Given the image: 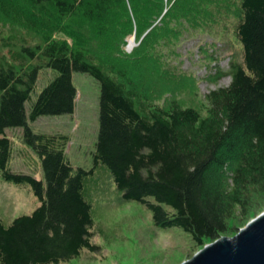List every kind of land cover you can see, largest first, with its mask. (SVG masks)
<instances>
[{
  "label": "trees",
  "instance_id": "obj_1",
  "mask_svg": "<svg viewBox=\"0 0 264 264\" xmlns=\"http://www.w3.org/2000/svg\"><path fill=\"white\" fill-rule=\"evenodd\" d=\"M216 28L232 29L242 47L241 61L217 71L229 86L209 92L202 108L177 98L161 105L181 85L182 40ZM132 36L138 45L128 53ZM0 44L9 50L0 60V180L30 188L40 202L11 224L0 219V264H65L97 253L92 189L103 173L123 203L151 213L157 230L180 232L193 256L264 212V0H0ZM45 69L55 77L28 115ZM74 73L101 88L90 171L68 160V136L31 126L74 114ZM18 128L44 181L8 168L6 130Z\"/></svg>",
  "mask_w": 264,
  "mask_h": 264
},
{
  "label": "rangeland",
  "instance_id": "obj_2",
  "mask_svg": "<svg viewBox=\"0 0 264 264\" xmlns=\"http://www.w3.org/2000/svg\"><path fill=\"white\" fill-rule=\"evenodd\" d=\"M131 38L133 36L128 42ZM135 45H138L136 38ZM241 51L232 29L225 33L216 28L213 33L204 32L182 40L177 48L179 69H175L181 74V85L174 93L165 92L160 104L177 98L184 106L202 108L209 92L229 86V77L215 80L217 71H227L231 61H241ZM8 53L9 50L1 48L0 44V60ZM54 77L51 70L41 71L32 100L26 103L28 115L32 102ZM73 82L78 92L74 114L41 117L31 126L38 134L68 136V160L75 168L90 171L94 167L93 154L100 130L101 88L94 78L84 73H74ZM160 88L164 90L162 86ZM6 134L12 142L8 168L14 173L44 181L41 160L24 143L23 129H8ZM100 175L99 190L92 189L95 218L92 242L99 250L97 253L84 251L79 259L65 264H183L193 257L180 232L157 230L149 211L135 203H123L113 181L105 173ZM39 206L40 202L30 188L0 180V219L3 222L11 224L20 216L32 214Z\"/></svg>",
  "mask_w": 264,
  "mask_h": 264
},
{
  "label": "water",
  "instance_id": "obj_3",
  "mask_svg": "<svg viewBox=\"0 0 264 264\" xmlns=\"http://www.w3.org/2000/svg\"><path fill=\"white\" fill-rule=\"evenodd\" d=\"M135 47L133 36L127 51ZM183 264H264V212L234 237H222L208 244Z\"/></svg>",
  "mask_w": 264,
  "mask_h": 264
}]
</instances>
